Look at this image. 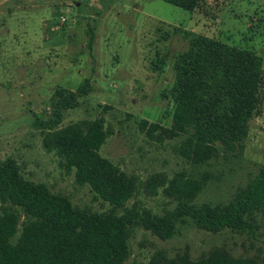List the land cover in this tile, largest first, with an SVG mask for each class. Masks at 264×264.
<instances>
[{
	"label": "rangeland",
	"instance_id": "rangeland-1",
	"mask_svg": "<svg viewBox=\"0 0 264 264\" xmlns=\"http://www.w3.org/2000/svg\"><path fill=\"white\" fill-rule=\"evenodd\" d=\"M175 28L248 49L262 57L264 68V0H201L193 11L164 0H0V162L15 160L23 177L80 208L107 210L108 203L77 184L73 172L42 145L40 125L56 117L54 92L74 91L88 79V93L59 113L58 127L103 118L109 135L100 155L136 181L127 207L161 214L176 205L160 189L157 194L146 189L156 174L167 180L180 174L203 178L195 204L229 202L264 166V84L260 111L250 120L240 154L222 151L195 165L179 151V139L159 138L160 130L149 137L141 120L161 127L171 123L173 62L187 47ZM252 222L244 232H209L186 218L170 239L135 225L122 264H147L156 250L169 257L186 251L197 259L214 248L264 264V212L255 213Z\"/></svg>",
	"mask_w": 264,
	"mask_h": 264
},
{
	"label": "trees",
	"instance_id": "trees-1",
	"mask_svg": "<svg viewBox=\"0 0 264 264\" xmlns=\"http://www.w3.org/2000/svg\"><path fill=\"white\" fill-rule=\"evenodd\" d=\"M187 11L201 0H164ZM187 47L175 56L171 123L161 127L145 120L140 128L152 137L179 139V151L189 162L204 164L219 152L240 154L250 120L260 111L264 84L262 57L191 30L175 28ZM90 87L85 79L76 90L58 88L52 96L55 118L43 128L42 145L75 182L90 188L109 208L93 211L74 205L44 183L22 176L15 160L0 162V264H122L128 255L130 229L139 225L161 239L176 233L178 222L192 220L198 229L219 232L252 229L257 212H264V166L223 205L195 204L205 180L157 174L145 183L151 194L160 189L176 205L161 214L133 204L137 189L128 175L99 153L109 131L102 117L58 127L59 113L78 104ZM147 264H259L255 258L231 255L214 248L192 259L184 251L169 257L156 250Z\"/></svg>",
	"mask_w": 264,
	"mask_h": 264
},
{
	"label": "built area",
	"instance_id": "built-area-1",
	"mask_svg": "<svg viewBox=\"0 0 264 264\" xmlns=\"http://www.w3.org/2000/svg\"><path fill=\"white\" fill-rule=\"evenodd\" d=\"M62 20H63V18H62Z\"/></svg>",
	"mask_w": 264,
	"mask_h": 264
}]
</instances>
